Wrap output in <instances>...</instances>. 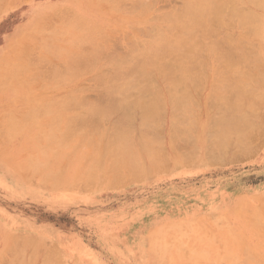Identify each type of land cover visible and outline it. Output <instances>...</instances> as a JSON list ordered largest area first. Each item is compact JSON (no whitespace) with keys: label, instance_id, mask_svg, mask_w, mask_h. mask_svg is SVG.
Segmentation results:
<instances>
[{"label":"bare ground","instance_id":"6f19581e","mask_svg":"<svg viewBox=\"0 0 264 264\" xmlns=\"http://www.w3.org/2000/svg\"><path fill=\"white\" fill-rule=\"evenodd\" d=\"M124 1L73 0L69 18L62 6L47 9L9 40L8 68L0 70L15 85L0 121V152L12 148L8 161L62 186H102L160 165L215 161L249 142L264 102V0H184L164 14L147 0H131L127 12ZM114 23L134 35L127 33L123 53L103 54L99 39ZM28 51L66 62L65 70L41 80ZM83 56L82 67L73 64ZM83 70L107 102L84 99L76 86ZM240 260L218 256L215 264Z\"/></svg>","mask_w":264,"mask_h":264},{"label":"rangeland","instance_id":"374dc122","mask_svg":"<svg viewBox=\"0 0 264 264\" xmlns=\"http://www.w3.org/2000/svg\"><path fill=\"white\" fill-rule=\"evenodd\" d=\"M0 1V67L3 66L0 70L8 68H4L3 56L10 54L9 40L16 38L23 27L47 9L62 6L64 13L61 8L59 11L69 18L70 14L67 17L66 13L70 12L68 6L73 2ZM147 2L151 10L164 14L181 8L184 0ZM133 5V1L126 0L121 7L130 11ZM106 32L104 36L102 33L104 38L101 36L104 41L99 39L98 44H102L103 54L108 50L107 55L123 53L127 47L125 41L134 35L132 29H119L115 23ZM89 50L85 48L86 52ZM28 53L41 80L52 82L53 71L65 70L66 62L60 63V59L56 63L54 58L53 61L43 59L42 55L40 58L41 53L32 52L30 56ZM82 58V61L81 57L77 58L80 64L76 58L73 64L82 67L88 57ZM86 71L83 70L85 75L76 83L77 89L90 103L107 102L103 99V89ZM2 77L1 116L8 103L5 98L14 93L10 89L11 79ZM3 87H8L5 88L8 91ZM259 106L249 142L224 149V157L215 161L160 165L137 178L102 186H62L41 180L37 173L8 161L12 148L7 155L0 152V175L6 173L7 177L3 179L5 182H0V250L3 249L0 264H215L218 256L225 255L241 259L236 264H248V261L264 264V117H261L264 102ZM3 117L4 114L1 122L6 119ZM92 120L97 123V118ZM163 248L173 253L176 262L164 256ZM20 251L24 259L21 261ZM14 252L19 257L14 258ZM119 253L123 259L117 258Z\"/></svg>","mask_w":264,"mask_h":264},{"label":"crops","instance_id":"0c3cea01","mask_svg":"<svg viewBox=\"0 0 264 264\" xmlns=\"http://www.w3.org/2000/svg\"><path fill=\"white\" fill-rule=\"evenodd\" d=\"M100 256V255H99ZM123 255L121 254V253H119V255L117 256V258L118 259H122L121 257H122Z\"/></svg>","mask_w":264,"mask_h":264}]
</instances>
